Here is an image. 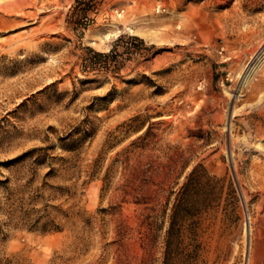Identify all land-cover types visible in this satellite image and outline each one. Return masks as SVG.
Returning <instances> with one entry per match:
<instances>
[{"label": "rangeland", "instance_id": "obj_1", "mask_svg": "<svg viewBox=\"0 0 264 264\" xmlns=\"http://www.w3.org/2000/svg\"><path fill=\"white\" fill-rule=\"evenodd\" d=\"M0 264H264V0H0Z\"/></svg>", "mask_w": 264, "mask_h": 264}, {"label": "trees", "instance_id": "obj_2", "mask_svg": "<svg viewBox=\"0 0 264 264\" xmlns=\"http://www.w3.org/2000/svg\"><path fill=\"white\" fill-rule=\"evenodd\" d=\"M91 51L94 52V54L102 59V58H108L111 56V54L114 52V49H112L109 53H103V52H99V51H94L93 49L90 48ZM205 170V169H204ZM203 178H207L210 179L207 171H203L202 173L196 172V169L193 170V172L189 175V178L187 180V182H185V184L181 187L179 194L176 197V204L175 206L181 207L183 205H186V203H190L192 200V193L196 192L199 190V186L202 184V179ZM202 203L201 206H208V201L203 200L201 201ZM200 206V208H201ZM178 216V214L175 212L173 214V219L171 221V225L170 228L168 230L169 236H171L174 233V229H175V218Z\"/></svg>", "mask_w": 264, "mask_h": 264}, {"label": "bare ground", "instance_id": "obj_3", "mask_svg": "<svg viewBox=\"0 0 264 264\" xmlns=\"http://www.w3.org/2000/svg\"><path fill=\"white\" fill-rule=\"evenodd\" d=\"M130 31H134V30L130 29ZM116 36H118V34H117ZM253 67H254V66H253ZM250 75H251V74L246 75V77H245V78H246V81H248L247 79L250 77ZM244 82H245V81H244Z\"/></svg>", "mask_w": 264, "mask_h": 264}]
</instances>
